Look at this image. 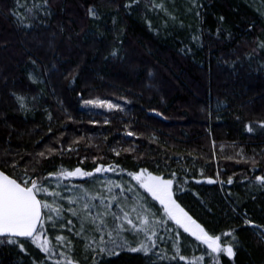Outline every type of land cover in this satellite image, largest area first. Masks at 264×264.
Segmentation results:
<instances>
[{"label": "trees", "instance_id": "obj_1", "mask_svg": "<svg viewBox=\"0 0 264 264\" xmlns=\"http://www.w3.org/2000/svg\"><path fill=\"white\" fill-rule=\"evenodd\" d=\"M127 2L52 0L48 26L24 28L9 14L14 0H0V170L22 176L27 167L36 178L61 166L93 171L101 164L119 165L116 172L64 181L69 185L88 184L104 174L131 179L127 172L141 168L165 178L176 172L177 179L187 181L178 202L189 215L210 233L236 229V256L229 260L222 254L220 264H264V227L258 232L244 224L247 214L264 226V189L255 181L264 175V49L254 52L257 41H264V0H200L199 18L195 10L185 11L191 7L187 0H175L179 20L169 22L167 29L161 27L167 19L163 14L158 16L144 3L128 10ZM90 5L100 20L89 19ZM168 7L173 10L171 3ZM146 19L152 21L151 29ZM197 34L200 39L194 42ZM114 48L116 57L109 55ZM71 70L78 71L74 82ZM29 73L41 83L33 84ZM13 92L26 97L25 109ZM88 100L119 104L123 111L85 104ZM129 131L134 135L128 136ZM50 148L62 154L37 155ZM229 177L232 184L227 183ZM208 178L224 183L209 184ZM50 180L55 188V178ZM113 210L118 211L115 206ZM169 226L175 229L172 222ZM178 231L187 261L204 253L206 246ZM56 234L70 236L66 229L49 230L54 244ZM160 235L168 234L161 229ZM70 238L75 245L70 255L80 264H92L90 253L84 259L82 241ZM25 247L29 255L0 245V264L42 260L44 254L34 245L26 242ZM159 248L173 254L170 240ZM153 260L151 254L124 251L100 264ZM187 261L177 258L171 264ZM202 264H212L211 259L206 256Z\"/></svg>", "mask_w": 264, "mask_h": 264}, {"label": "snow or ice", "instance_id": "obj_2", "mask_svg": "<svg viewBox=\"0 0 264 264\" xmlns=\"http://www.w3.org/2000/svg\"><path fill=\"white\" fill-rule=\"evenodd\" d=\"M141 3H144L148 10L158 16L163 14L167 17L161 23L162 28L167 29L169 22L175 25L179 20L176 15L178 9L175 8V0H128L124 7L131 10ZM169 3L173 6L172 11L169 10ZM187 3L191 7H186L185 11L191 13L195 10V15L199 18L202 7L200 0H187ZM86 13L93 21L101 19L94 5H90ZM9 14L20 27L48 26V21L53 16L52 0H14V7L9 10ZM219 20L223 22L224 17H219ZM112 22L115 25L116 19L113 18ZM146 23L149 29L153 27L151 20L146 19ZM180 26L183 27L182 22ZM60 31H64L62 26H60ZM220 31L221 29L218 28L217 35ZM199 39L198 34L192 36L194 42H198ZM259 49H264V41H257V49H254V52ZM182 51L190 52L191 49H182ZM118 54L115 48L109 53L112 57ZM31 63L35 65L36 61L32 60ZM68 75L74 82L78 71L71 70ZM28 78L33 84L41 83L32 73L28 74ZM65 78L68 79V76ZM12 95L16 98L20 108L25 109L26 97L15 92ZM85 104L123 111L119 104L104 100H88ZM260 127L264 128V122H261ZM246 129L250 133L254 130L252 125H247ZM127 135L132 136L134 133L129 131ZM67 150L74 151L75 149L69 147ZM57 151L62 154L63 150L50 148L47 154L41 151L37 155L47 158L48 154ZM113 151L117 156L120 155L115 149ZM253 166H255L254 161ZM11 167L15 168L16 164L13 163ZM118 168L119 165L105 167L101 164L93 171H86L81 167L69 170L61 166L57 172H50L47 176L36 178L29 175L27 167L22 176L6 174L4 170H0V245L13 246L25 255H29L25 243L34 245L44 256L39 262L33 259L32 264H45L46 261H52L53 264H80V260L70 255L75 250L71 236L82 241L84 259H88L90 253L92 264H100L101 260L119 256L124 251L140 253L144 256L151 254L155 257L152 264H161L163 261L171 264V261L177 258L187 261V257L181 254V233L178 230L182 229L183 233L194 237L200 245L206 246L201 256L187 261V264H202L206 256L211 259L212 264H220L222 254L229 260H234L235 246L239 243L235 235L236 229L220 234L210 233L189 215L178 202L179 194L184 192L187 181L177 179L176 172H171L170 178H165L164 175L153 174L148 169L141 168L139 171L127 172L131 180L135 181V186L114 180H104L101 182L102 190L96 192L80 184L64 183L72 179L93 178L97 173L116 172ZM123 171L120 169V172ZM32 172L34 173L35 169H32ZM50 178H55V188L51 187ZM255 181L258 188L264 189V175L255 176ZM200 182L196 181V183ZM207 183L223 184L224 181L208 178ZM227 183H233L231 177L228 178ZM116 189H119L118 193ZM137 189H142L152 201L158 202L160 208L154 209L148 199ZM66 192L71 194L65 195ZM125 193H132L135 200L129 201ZM64 201H67V205ZM114 206L118 211L113 210ZM169 222L175 225V229L169 226ZM244 224L258 232L264 227L247 218V214H245ZM65 229L70 236L56 234L55 244L49 239V230L55 232ZM161 229L168 235H160ZM129 236L134 239L130 240ZM166 239L172 242L173 254L171 256L168 255L167 248H159V245ZM58 248H66L68 251L58 252Z\"/></svg>", "mask_w": 264, "mask_h": 264}, {"label": "rangeland", "instance_id": "obj_3", "mask_svg": "<svg viewBox=\"0 0 264 264\" xmlns=\"http://www.w3.org/2000/svg\"><path fill=\"white\" fill-rule=\"evenodd\" d=\"M104 180H114V181H119L121 183H125L126 185L127 184H131V185L135 186V181H132L131 179H128V178L112 179V178H110L106 174L100 176L98 180L97 179H95V180L92 179L91 182H89L88 184H83V186L86 187V188L91 189V191H92L94 189V184H97L95 182L98 181V187L96 186L95 189L93 190V192L100 191V190H102V183L101 182L104 181ZM137 190L140 193H142L147 199L151 198L150 196H148V194L143 193V190L142 189H137ZM115 191L118 193L119 192V189H116ZM64 194L65 195H70L71 193L66 192ZM125 195L128 197L129 201H134L135 200V196L132 193H125ZM96 203H98V201ZM64 204L67 205V201H64ZM128 210L130 211V208Z\"/></svg>", "mask_w": 264, "mask_h": 264}, {"label": "water", "instance_id": "obj_4", "mask_svg": "<svg viewBox=\"0 0 264 264\" xmlns=\"http://www.w3.org/2000/svg\"><path fill=\"white\" fill-rule=\"evenodd\" d=\"M153 115L157 116V117H160V115H157L156 113H153Z\"/></svg>", "mask_w": 264, "mask_h": 264}]
</instances>
